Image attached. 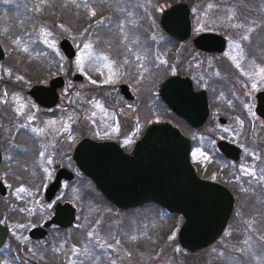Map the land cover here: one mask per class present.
<instances>
[{"label": "flooded vegetation", "instance_id": "obj_1", "mask_svg": "<svg viewBox=\"0 0 264 264\" xmlns=\"http://www.w3.org/2000/svg\"><path fill=\"white\" fill-rule=\"evenodd\" d=\"M146 1L150 0H144V2ZM151 1L156 4L162 0ZM177 2L182 1L174 3ZM144 14H148V12ZM137 20L141 21L139 18ZM162 32L168 37L166 38L168 41L160 38V42L153 43L148 47L144 43L140 44L142 48L139 53L138 48L132 49V42L135 40L133 38L131 43L127 44L131 50H125L126 54L123 57H119L120 52L106 56V53L109 52L106 43L109 42L101 43L103 50L97 52H104V56L102 55L99 67L91 68L88 65L85 74H80L74 68L72 61L77 55V48L72 44L75 56L68 60L67 76H61L63 86L57 90L58 98L52 105H45L47 102L45 98L40 101L35 100L30 96L29 91L35 85L47 87L54 76L47 82H29L23 89L13 88V84L5 82L7 78H13L15 75L10 74L7 77L5 73V69L10 68L5 65V62L10 60L8 58L10 51L4 50V58L0 62V170L6 161V149L13 150L15 166L19 170H24L25 175L21 178L12 177V179H22L23 181L17 182V184L25 185L31 183L35 185L38 182L35 187L38 193H31L34 192V187L32 190L30 186L24 187V191H27L22 194L23 196H19V199L15 198V194L19 195L20 190L15 186L14 190H11L12 187H9L7 177L0 172V183L6 191L4 195L0 194V225L8 230L6 240L0 247V264H51L55 262L42 261L44 250L54 245L45 246V241L54 233L68 232L73 229L80 213L74 199L64 197L62 191L70 185L73 188L71 194L77 192V194H82L84 201H90V192L83 186L91 184L92 181L79 170L73 158L76 146L84 139L108 141L114 142L124 153L130 154L148 126L153 123H171L169 118L173 112L161 98L159 86L172 75L189 78L194 91H204L206 94L207 119L200 128L195 129L200 134L197 138L196 148L200 150L201 156L194 162L191 156L192 141L190 139V161L197 176L224 186L232 194L234 206L231 218L239 214L246 216V201L248 199L264 201V96H262L264 95V82H260L257 90H252V93L248 92L250 85L254 83L249 79L256 72L250 71L248 68L242 87L235 82L234 90L237 95L233 97L234 83L232 80H228L231 85L229 82L213 76L212 67L209 70L211 76L205 74L206 76L203 78L198 76L197 68L189 64V68L186 67L189 75L172 73L171 67L174 64L171 59V40L178 43L190 41L192 44V38L201 33H215L224 36L210 31L193 34L192 24L191 36L185 42L172 38L163 30ZM116 35L118 34H113L111 38H116ZM139 36L141 35L136 34L135 37L140 43ZM151 36L154 37V34L144 33L141 37L150 39ZM194 50L204 58H211L213 66L218 67L217 56L220 53H208L195 48ZM98 53L95 55H99ZM148 54L152 56V60ZM215 63L217 64L214 65ZM20 67L23 68L22 77H32L33 75L27 74V70L39 68L32 65ZM221 69L224 68L221 67ZM113 70L116 72L115 78L110 80L108 74ZM157 71L158 73L155 74ZM92 79L95 80L93 82H99L100 85L91 87ZM197 80L206 88L197 89L194 85ZM221 85L227 88L228 92L223 90ZM9 86L13 88V91L9 90ZM216 89L220 90L219 93L224 104L225 116L223 117L216 114L220 105L218 94H215ZM209 92L215 95L214 99ZM17 108L20 113L12 111ZM218 125L220 127L230 126L224 129L219 128ZM190 129L194 130L192 127ZM4 130H9L14 135H10L2 141ZM219 141H225L238 148V158L234 159L222 153L217 144ZM60 169H66L73 177L71 180L62 179L54 197L50 201H46V189ZM47 174L48 180H46ZM26 177L28 181H25ZM60 194L62 198H59ZM11 195L14 197L13 201L7 202V198H10ZM37 198H42L48 209L45 217L32 224L29 221L30 217L35 212L34 208H39L38 200L36 203ZM241 201L244 202V208L241 207ZM57 203H68L75 209V222L69 227L51 225L46 228L44 238H30V230L36 227L42 228L54 216ZM262 204L264 205L263 202ZM15 207L16 209H14ZM28 224H32V226L23 231ZM227 228L228 226L225 231ZM25 233H27L29 241L22 242L19 237Z\"/></svg>", "mask_w": 264, "mask_h": 264}, {"label": "rangeland", "instance_id": "obj_2", "mask_svg": "<svg viewBox=\"0 0 264 264\" xmlns=\"http://www.w3.org/2000/svg\"><path fill=\"white\" fill-rule=\"evenodd\" d=\"M59 1L60 0H0V45L5 51H10L8 57L10 60L5 62V65L10 68L5 69V73L7 77H9L10 74L15 75L13 78H7L5 82L13 84V88L19 87L23 89L29 82L34 83L38 81L43 83L47 82V80L53 76H67L69 59L65 58L59 48V42L64 38L68 39L77 48V55L72 63L80 74L86 73V67L88 65H90L91 68L99 67L102 55L104 56V52H97L103 50L100 45L101 43L109 42L106 43V46L109 47V52L106 53V56H112L120 52L119 57H123L126 54L125 50H131L127 47V44L131 43L133 38L135 40L132 42V49L138 48L139 53L142 48L140 44L142 45L144 43L146 47H148L153 43L156 44L160 42V38H168L159 26V15H161L163 10L168 8L170 0H162L160 3L155 4L157 5L156 7H153L154 4L151 0L146 2H144V0H67V6L69 7L71 15L68 17H71V19L75 18L76 9L80 8L78 6H91L93 2L106 6L104 12H109L112 14V17L114 16L115 21H112L111 24H115V22L118 23V25H116L117 27L112 26V29L110 28L111 30H108V33L98 30V28L101 29L99 25L101 23L93 20V23H91L93 25L89 27L90 29L77 24V22L74 24L67 19H65L64 22L57 19V16L53 17H56L53 22L44 19L42 22V8H48L50 6V8H55L56 11V4ZM176 1L188 2L187 4L190 6L191 10L190 16L193 34L203 31L216 32L222 34L226 38L227 44L224 52L217 56L218 67H215L212 64L213 60L211 58H204L197 53L190 41L185 43L170 41L172 49L171 59L172 64H174L171 67L172 73L188 74L187 68H189V64L190 66H195L198 71V76L203 78L206 75L211 76L209 70H211L212 67L211 72L214 74L213 76L226 82L232 80L234 83V87L232 86V96L235 97L237 95L234 90L235 82L242 87L243 80H246V71L248 72V68H250V71L254 70L256 72H254L253 76L249 79L254 83L250 85L247 91L252 93V90H257L261 84L260 82H264V0ZM127 4L135 5L136 14L134 20L129 19L131 15L130 13L128 16L129 12L125 14L126 19H124L121 6ZM23 12L27 14L28 20ZM146 12H148V14H144ZM137 18L141 19V21H138ZM103 19L104 17L102 20ZM125 20L127 21L125 22ZM35 23L38 24L37 27ZM109 27L110 26L107 25L105 29H109ZM144 33L154 34V37L151 36L150 39L148 37H141ZM113 34L118 35H116V38H111ZM120 34H122V36H120ZM136 34L141 35L139 36L140 43L135 37ZM105 35L107 36L105 37ZM97 53L99 55H95ZM148 57L152 60V56L148 54ZM216 64L217 63L214 65ZM24 65H32L39 68L27 70V74L33 75L32 77H22L21 71H23V68L20 66ZM221 67L224 69H221ZM208 71L209 74L207 73ZM157 73L158 71L155 72V74ZM115 74V70L108 74L110 76L109 79H114ZM193 74L196 76L195 73ZM93 81L95 80H91V87L94 88L100 85L99 82ZM194 85L197 89L200 87L206 88L203 84L198 82V80L194 82ZM221 86L223 90L228 92L227 88L223 85ZM12 87L9 86V90L12 89L13 91ZM219 92L220 90L216 89L215 94H218L217 98L220 102L216 114L223 117L225 116L224 104ZM209 93L214 99L215 95H213L212 92ZM12 111L20 113L18 108ZM169 119V121L179 128L185 136L191 139L192 161H197L201 156L200 150L196 148L197 138L200 134L196 132L195 129L190 130L191 127L189 128L183 119L177 117L173 113L170 115ZM229 126L230 125L225 127L219 126V128L226 129L229 128ZM2 134L4 135L2 141L8 136L14 135V133L9 130H4ZM13 154H15L13 150L6 149V161L0 172L7 177L6 180L9 187H12L11 190H14V186L15 188L18 187L20 190L19 195L17 193L15 194V198L19 199V196H23L22 194L27 191H24V187L28 188L30 186L31 190L34 187V192L31 193H38L35 188L38 182H36L35 185H32V183L25 185L20 183L17 184V182L23 181L22 179H12V177L21 178L25 175V173H23L24 170H19V168L15 166L16 160L13 159ZM46 171H49V169H46ZM25 179V181H28L27 177ZM46 180H48V174L46 175ZM83 188L90 192V201L88 202L83 200L82 194H77V192L71 194L73 188L70 185L65 187L62 191L64 197L74 199V203L79 207L80 213L78 214V220L73 226V229L68 232L54 233L45 241V246L54 245L44 250L42 261H55L56 263L53 262L55 264H85L86 261L89 262L90 258L88 253L90 252V245L86 248H82L75 244V239L79 237V234L83 235L87 233L85 238L93 237L94 247L100 249L102 262L97 261L94 264H223L222 262L226 259L225 254L228 251L234 250L233 242L235 240L238 239V241L244 242L243 244L246 245V239L240 237L239 230L241 226L236 223L239 221L238 219L245 220L246 216H251V223L253 224H257L264 219V205L262 204L264 201H261L262 199H248V201H246V216L241 214L235 215L232 218V224L228 226L223 236L214 246L212 245L211 248L209 247L210 250L202 255L198 254V252V255H195L184 251L177 242V231L183 221L182 217L178 216L176 218V226L175 222L165 217V213L160 210V208L152 204L145 205V207L143 206L144 208L141 210L121 211L106 201L94 187L93 183L89 185L86 184ZM13 193H15V191H13ZM13 198V195H11L10 198H7V202L13 201ZM59 198H62L61 194ZM37 200L39 208H34L35 212L29 220L32 224L35 222L37 223L38 220L45 217L48 209V206L44 204L42 198H37L36 203ZM243 203L244 202L241 201L242 208H244ZM14 209H16V207ZM155 221L163 223L161 225L164 229L161 231H165L166 234H170V231H172V235L168 237L166 235L164 237L160 229H158V236H160V239L154 238V232L152 235L153 244L157 243V241L159 242L157 246H151L148 235L149 232L152 233L150 228H152V223H154L153 226L156 225ZM245 222L246 221H244V223ZM32 224H28L24 227L25 229L23 231L28 230ZM19 239L22 242L29 241L27 233L20 236ZM174 241L177 245L170 248ZM244 245L240 247L242 248L240 252L237 250L241 258L239 260L231 259L232 263L239 264V261H246V249ZM71 259L75 261L72 262ZM89 264H93V262L90 261Z\"/></svg>", "mask_w": 264, "mask_h": 264}, {"label": "water", "instance_id": "obj_3", "mask_svg": "<svg viewBox=\"0 0 264 264\" xmlns=\"http://www.w3.org/2000/svg\"><path fill=\"white\" fill-rule=\"evenodd\" d=\"M160 26L172 38L187 41L191 36L188 4L177 2L163 10ZM192 44L197 50L222 53L226 40L215 33H201L192 38ZM59 48L67 59L75 56L68 39H62ZM3 58L0 45V62ZM62 86L63 78L54 77L47 87L33 86L29 94L37 101L45 98V105H52L56 103L57 90ZM159 94L171 111L192 128L198 129L206 122V94L194 91L189 78L169 76L159 86ZM217 144L222 153L238 158V148L225 141ZM190 149L189 138L171 123H153L145 129L130 154L124 153L114 142L84 139L76 146L73 158L79 170L117 209L155 204L169 214L182 217L177 242L184 251L195 254L221 237L231 218L234 198L224 186L197 176L190 162ZM72 177L66 169L58 170L46 189V201L54 197L62 179L71 180ZM5 192L0 183V194ZM74 222L75 209L68 203H57L54 216L42 228L30 230L29 237L44 238L49 226L69 227ZM7 232V228L0 225V247Z\"/></svg>", "mask_w": 264, "mask_h": 264}, {"label": "trees", "instance_id": "obj_4", "mask_svg": "<svg viewBox=\"0 0 264 264\" xmlns=\"http://www.w3.org/2000/svg\"><path fill=\"white\" fill-rule=\"evenodd\" d=\"M155 1L158 2L157 0H155ZM174 2H176V0H170L169 3L172 4ZM189 4H190V2H189ZM156 6L157 5H155V4L153 5V7H156ZM78 7H80V8L76 9L75 16H74L75 18L74 19H71V17H68V16H71V15H70V12H69V7L67 6V0H60L56 4V11H55V8H50V6L48 8L43 7L42 10H41L42 22L44 20L53 22V21H55L54 19L56 18V17L55 18H53V17L57 16L58 17L57 19H59V20L64 21L65 19H67L70 22H73L74 24H76V22H77V24L90 29L89 27H92V25H93L91 23H93V21H95V22L101 23V24H99L101 26V29L98 28V30H102L103 32H107V33H108V30L112 29L111 28L112 26L117 27L116 25H118V23H116V22H115V24L114 23L111 24L112 21H115L114 20V16L112 17V14L109 13V12H106V13L104 12L106 10V6H104L103 4H95L93 2V3H91V6L81 5V6H78ZM121 9L123 10L124 19H126L125 14L128 13V12H129L128 16L131 13L129 19L130 20H134L135 19V14H136L135 5H130V4L129 5L128 4L127 5H123V6H121ZM23 13L25 14V17L28 20L27 14L25 12H23ZM128 16H127V18H128ZM103 17H104V19L102 20ZM126 21L127 20H125V22ZM32 23H34V22H32ZM35 24H36V27H37L38 24L37 23H35ZM69 24H67V25H69ZM107 25L110 26L109 29L108 28L105 29V27H107ZM171 41H174V40H171ZM52 64H53V62H52ZM152 205L157 207V208H160V207H158V206H156L154 204H152ZM144 207L130 209V210H121V211L141 210ZM160 210H162L165 213V217L168 220H170V221L172 220L173 222H175V225L177 226V224H176V220H177L176 218L178 217L177 215H171V214L167 213L165 210H163L161 208H160ZM238 220L239 221H237L236 223L241 226V229L239 230L240 231V237L242 239H246V243H245L246 245L243 244L244 242L238 241V239L235 240L233 242L234 243L233 244L234 245V247H233L234 250L228 251L225 254V257H226L227 260L225 259L222 263L223 264H236L234 262L232 263L231 259H238L239 260L241 258L239 253H237V250H238V252H240V249H242L240 247H242L244 245V247L246 249V261H239V264H264V219L261 222L257 223V224L251 223L252 222V217L251 216L250 217L246 216L245 220H242V219H238ZM231 221H232V219H231ZM231 221H230V224H232ZM244 221H246V222L244 223ZM155 222H156V225L153 226L154 223H152V225H151L152 228H150L152 233L149 232V235H148V239H149V242H150L151 246L152 245H156L157 246V244L159 242V241L156 240L157 243L153 244V235H152L153 232H154V238H157L159 240L160 236H158V233H159L158 229H160V231L164 229V227H162V225H161V224H163L162 222H160V221H158V222L155 221ZM230 224H229V226H230ZM149 227H150V225H149ZM161 233H162V235L164 237L166 235H167V237L169 235H172V231H170V234H166L165 231L164 232L161 231ZM252 233H254V234H252ZM86 234H83V235L79 234V237H76V239H75V244L77 246H79V247H82V248H86L88 245H90V252L88 253L90 261L93 262V264L96 263L97 261L98 262L99 261L102 262V259L100 257V249H98L97 247H94V245H93V243H94L93 242V237L92 238H85ZM174 243L170 246V248H173L174 246L177 245L175 241H174ZM210 248H208L207 250L200 251V252H198V254L202 255L206 251H209ZM198 254L195 253V255H198ZM89 262L86 261L85 264H89ZM187 264H189V263H187Z\"/></svg>", "mask_w": 264, "mask_h": 264}]
</instances>
